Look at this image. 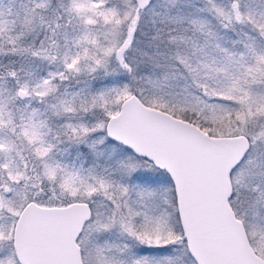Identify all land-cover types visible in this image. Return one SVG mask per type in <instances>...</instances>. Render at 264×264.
I'll return each mask as SVG.
<instances>
[{"label": "snow or ice", "instance_id": "1", "mask_svg": "<svg viewBox=\"0 0 264 264\" xmlns=\"http://www.w3.org/2000/svg\"><path fill=\"white\" fill-rule=\"evenodd\" d=\"M0 264H264V0H0Z\"/></svg>", "mask_w": 264, "mask_h": 264}]
</instances>
